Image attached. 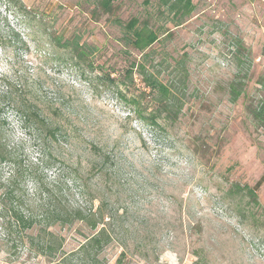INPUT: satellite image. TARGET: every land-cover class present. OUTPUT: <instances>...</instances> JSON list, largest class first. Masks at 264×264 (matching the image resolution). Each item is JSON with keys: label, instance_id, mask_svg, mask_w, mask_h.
Returning a JSON list of instances; mask_svg holds the SVG:
<instances>
[{"label": "rangeland", "instance_id": "1", "mask_svg": "<svg viewBox=\"0 0 264 264\" xmlns=\"http://www.w3.org/2000/svg\"><path fill=\"white\" fill-rule=\"evenodd\" d=\"M21 1L0 0L1 28L15 32L0 46V91L22 83L43 110L61 106L65 135L40 150L7 110L9 139L45 188L114 213L101 260L264 264V128L252 114L264 97V0H190L179 25L171 0H115L109 13L98 0ZM131 17L158 34L146 68L177 88L174 120L140 92L137 71L125 76L141 55L125 43ZM54 34H76L88 56L74 59ZM54 231L66 253L91 232L83 223ZM32 263L52 264L0 254V264Z\"/></svg>", "mask_w": 264, "mask_h": 264}, {"label": "trees", "instance_id": "2", "mask_svg": "<svg viewBox=\"0 0 264 264\" xmlns=\"http://www.w3.org/2000/svg\"><path fill=\"white\" fill-rule=\"evenodd\" d=\"M7 1L16 9L23 7L21 0ZM114 1L98 0V6L104 13H109ZM167 7L169 12L179 17L175 25L181 24L184 16L193 8L190 0H171ZM2 23L0 18V46L6 45L9 37L15 35L12 28H1ZM125 30V43L141 53L138 60L135 58L125 68V76L132 79L133 71H137L145 85L140 92L145 94L148 89L152 99L157 102L158 115L164 113L166 117L176 119L180 110L177 88L159 80L146 68L148 53H144V50L158 39L157 32L145 23L139 25L136 17L126 22ZM50 37L52 43L69 52L74 59L84 60L89 54L76 34L66 38L61 34ZM111 72L116 73L114 69ZM111 72L106 74L107 77L110 78ZM110 81L114 82V78H110ZM260 82L264 87V79ZM18 86L15 92L8 83L0 91V254L10 256L22 253L34 258L44 257L52 264H110L101 260L100 253L114 239V230L110 225L114 213L104 212L102 203L94 210L86 209L65 198L60 190L45 188L42 181L36 178L32 165L24 162L19 152L20 146L10 141L7 110L12 111L40 150L47 143L57 142L59 137L65 135L64 127L59 122L61 106H52L53 112H47L35 102L26 85L19 83ZM252 114L259 126L264 128V97L252 109ZM154 117L151 115L148 120L147 116L140 115V119L151 127L156 124ZM29 181H34L33 191L28 188ZM249 193H253V190L249 189ZM75 223H83L91 232L74 250L66 253L63 249L64 238L54 228L71 227ZM115 264H125L123 253Z\"/></svg>", "mask_w": 264, "mask_h": 264}]
</instances>
